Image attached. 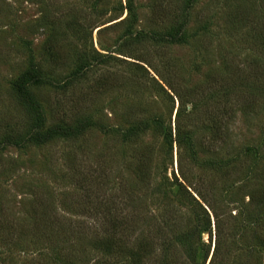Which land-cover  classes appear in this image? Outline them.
Masks as SVG:
<instances>
[{
	"label": "rangeland",
	"instance_id": "rangeland-1",
	"mask_svg": "<svg viewBox=\"0 0 264 264\" xmlns=\"http://www.w3.org/2000/svg\"><path fill=\"white\" fill-rule=\"evenodd\" d=\"M132 2L135 23L126 18L127 0H0V143L9 134L19 140L27 130L28 114L14 97L12 83L30 61L53 82L31 87L45 112L46 127H73L84 119L94 123L77 138L0 149V264L127 262L140 232L152 230L166 203L165 190L151 196L147 183L138 193L132 190L138 186L136 157L142 149L155 156L152 185H166L170 200L177 191L185 218L198 208H185L191 200L173 183L172 174L179 177L178 158L192 185L215 187L222 237L233 249L228 262L248 260L236 247L253 245L254 237L264 236V220L254 222L264 215V206L255 208L247 196L264 189L263 87L260 79L246 78L248 67L264 55L249 23L237 24L233 16L238 6V11L245 10L239 17L251 8L257 28L264 20V0H195L180 44L137 34L165 35L180 18L183 0ZM79 69L83 75L65 86V79ZM231 75L238 78L235 92L248 86L260 93L252 108H241L238 100L229 111L235 98L229 105L218 96L222 87L227 90L224 78ZM176 95L184 100L177 118ZM139 123H148V128L127 140L118 132H105ZM224 123L227 141L219 144L212 133L215 124ZM177 124L180 131L191 130L192 143L178 149L173 141L169 154L164 131L170 129L174 140ZM217 161L228 166L213 167ZM114 217L125 221L124 228L132 230L134 224L137 230L130 236L113 228ZM209 217L212 240L204 234L205 245L195 240L194 248L212 250L215 227ZM58 221L59 234L52 235L57 226L48 223ZM102 228L107 233L100 232L99 238L117 239L113 256L90 247L88 237Z\"/></svg>",
	"mask_w": 264,
	"mask_h": 264
},
{
	"label": "trees",
	"instance_id": "trees-1",
	"mask_svg": "<svg viewBox=\"0 0 264 264\" xmlns=\"http://www.w3.org/2000/svg\"><path fill=\"white\" fill-rule=\"evenodd\" d=\"M195 0H183V4L179 9L180 18L177 20L174 26H172L165 35H156V34H149V33H139L137 34L138 37H148L157 42H165L170 44H180L185 42V33L186 29L190 23V10L193 7ZM241 8L239 6L233 12V16L236 19V22H240L241 20L247 21L249 23L250 29L258 35V41L261 46L262 53L264 55V20L261 24L256 26L254 25V18L255 14L250 9L246 11L245 15L239 14L244 13L245 10L238 11ZM125 10L127 12L126 18H131L132 23H135L137 20L136 11L134 8V4L132 0H127ZM130 31L127 33L128 36ZM264 59L256 61L253 63L252 68L250 66L247 69V80L251 81L253 77L256 79H260V85H262L263 90L261 92V98L264 99ZM258 67H257V65ZM256 68V69H255ZM83 75L82 70H77L73 72L70 76L65 79L64 85H69L70 83L74 82L78 78ZM238 79V78H237ZM236 79V80H237ZM225 84L227 85L226 89L222 87L223 92L222 94H218V96L222 97L227 104H231L230 100L235 98V105H232L229 111L236 105H239L243 109H250L254 104H256L258 97L260 95L254 92L252 87L246 88L244 91L235 92L234 82H236L233 75L224 78ZM53 82L50 79H47L41 69L33 62L30 61L28 64V68L22 72L12 83V93L18 103L22 105L28 114V127L25 131V135L17 140L15 139L12 134L6 135V137L0 143V149H4L7 146H14V147H22L26 143H34L36 145H46L56 138H77L82 136V134L88 129L89 127H93L94 123H92L88 119H84L79 121L73 127H62L61 125H53L50 127H46V116L42 106L36 100L34 93L31 91V87H43L46 85H52ZM170 89H173L171 85H169ZM197 88H194L193 91H197ZM173 92V91H172ZM236 93V95L234 94ZM216 95V94H212ZM179 106L177 109L176 117L179 115L180 106L184 105V100L182 96L176 95ZM239 100V103H238ZM228 105V106H229ZM227 106V107H228ZM226 108V106H224ZM232 113H230V117H232ZM158 127L163 130L164 126L162 122H159ZM148 128V123L142 124L139 123L137 126L132 127L128 130H121L119 128L115 130L106 129V133L111 131L118 132L120 136L127 140L131 136L138 134V132L142 130H146ZM177 132L176 137L172 140V133L171 130L168 129L164 131L163 139L166 143V148L170 154L171 152V145L174 141L178 149H180L185 143L191 146L192 143V132L191 130L188 131H180L178 128V124L176 125ZM227 131V125L224 123L222 125L215 124V128L213 131L214 135V142L219 144H225L227 138L223 136V132ZM183 135V136H182ZM250 151V149H249ZM252 151V150H251ZM136 177L138 182V186H135L132 190L135 193H138L142 190L144 184H148L147 188L151 196H154L158 193L161 194L162 190H165L162 196L166 199L165 205L158 211V217L154 220V226L152 230L149 231H142L140 232V238L136 239V244L133 248H131L128 252V261L127 262H110L106 264H264V236L257 235L254 237L256 241L255 244L250 246L242 247L238 245L236 247V253H240L242 256H248V260H233L228 262V260L233 259V249L230 246L225 244L224 237H222L223 227L220 225V217L215 209V199H214V190L215 187L211 185L209 189L205 187H195L192 183L189 182L187 174L184 173L182 166L180 165L179 158H178V170L179 177H174L173 183L175 182V186L179 191H182L185 195L189 197L191 203L184 204L185 208L194 207V205L198 208V211H190L192 217L185 218L183 212H181V207H183L180 201H176V195L178 192L174 194V200H170L168 192H166L167 188L166 185L160 184L158 186L152 185L154 183V177L152 169L155 164V156L151 151L148 149H142L138 156L136 157ZM235 160V159H234ZM231 164V163H230ZM213 167L219 169L228 166V163L217 161L212 163ZM167 169H164L166 172ZM227 172V171H226ZM179 179V181H178ZM167 183V181L164 180ZM150 185V186H149ZM152 185V186H151ZM202 188H204V192H202ZM210 192V194H209ZM248 203L253 205L255 208L259 209L260 207L264 206V189H256L251 190L248 192ZM171 198V196H170ZM178 198V197H177ZM134 207V206H133ZM132 207V208H133ZM191 209V208H190ZM192 210V209H191ZM136 213V209L133 211ZM199 212L201 215H199ZM213 219L212 225L215 227L214 231V244L211 250V247L208 246L205 249L201 248H194L191 245L192 241L198 240L202 246L205 245L202 241V236L204 234H208L209 241L212 240L211 234V222H210V214ZM196 220V224L192 225L191 219ZM135 221H138L137 217H134ZM127 216L125 217V221H128ZM264 220V215L261 216V219L258 221ZM120 220L118 217L112 218V227L118 230H122L126 233L128 231V235L131 236V233L137 230V227L133 224L132 230H128V227H123L122 223L125 222ZM47 223V222H46ZM54 224V223H53ZM53 224L48 223L50 228H55L53 230L52 235H58V229L60 228V221H58L55 226ZM60 225V226H59ZM53 226V227H52ZM61 229V228H60ZM115 230V229H114ZM102 232L107 233V230L102 228L100 231L93 237H88V241L90 242V247L92 250L96 251L97 253H101L105 256H113L115 255V251L113 250L115 242L117 239H114L112 236L107 235L106 238H99L98 235ZM228 233V231H227ZM112 237V238H111ZM87 239V238H85ZM155 240H157V246H155ZM202 252L201 260L199 259L198 255ZM245 253V255H243ZM69 260V259H66ZM71 261V260H69ZM72 262V261H71Z\"/></svg>",
	"mask_w": 264,
	"mask_h": 264
}]
</instances>
